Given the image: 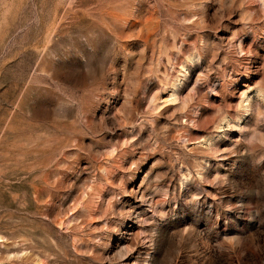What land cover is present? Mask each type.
I'll return each mask as SVG.
<instances>
[{"label":"rangeland","instance_id":"1","mask_svg":"<svg viewBox=\"0 0 264 264\" xmlns=\"http://www.w3.org/2000/svg\"><path fill=\"white\" fill-rule=\"evenodd\" d=\"M0 264H264V0H0Z\"/></svg>","mask_w":264,"mask_h":264}]
</instances>
